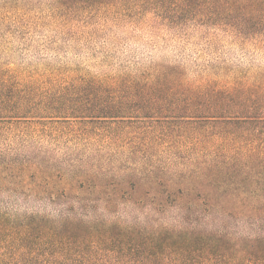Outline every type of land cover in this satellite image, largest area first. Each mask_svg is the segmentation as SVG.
<instances>
[{
	"label": "trees",
	"instance_id": "16d2710c",
	"mask_svg": "<svg viewBox=\"0 0 264 264\" xmlns=\"http://www.w3.org/2000/svg\"><path fill=\"white\" fill-rule=\"evenodd\" d=\"M94 3L151 9L150 28L203 19L264 54V0ZM78 11L58 16L66 34ZM20 16L0 0V264H264V67L219 85L153 64L43 91L8 60Z\"/></svg>",
	"mask_w": 264,
	"mask_h": 264
},
{
	"label": "rangeland",
	"instance_id": "374dc122",
	"mask_svg": "<svg viewBox=\"0 0 264 264\" xmlns=\"http://www.w3.org/2000/svg\"><path fill=\"white\" fill-rule=\"evenodd\" d=\"M19 3L20 23L8 60L18 68L21 80L39 81L43 91H56L82 77H114L153 64L180 66L192 79L207 78L219 85L233 81L239 70L264 67V54L235 44L203 19L199 23L178 19L177 29L150 28L151 9L140 17L132 14L133 9L129 17L120 13L121 4H95L94 0ZM70 7L79 11L71 23L74 31L66 34L65 20L58 16Z\"/></svg>",
	"mask_w": 264,
	"mask_h": 264
}]
</instances>
